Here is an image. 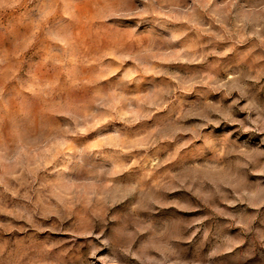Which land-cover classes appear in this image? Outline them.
<instances>
[{
    "label": "rangeland",
    "instance_id": "obj_1",
    "mask_svg": "<svg viewBox=\"0 0 264 264\" xmlns=\"http://www.w3.org/2000/svg\"><path fill=\"white\" fill-rule=\"evenodd\" d=\"M0 264H264V0H0Z\"/></svg>",
    "mask_w": 264,
    "mask_h": 264
}]
</instances>
